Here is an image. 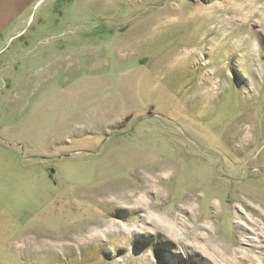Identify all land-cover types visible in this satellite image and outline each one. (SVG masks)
Here are the masks:
<instances>
[{
	"label": "rangeland",
	"instance_id": "obj_1",
	"mask_svg": "<svg viewBox=\"0 0 264 264\" xmlns=\"http://www.w3.org/2000/svg\"><path fill=\"white\" fill-rule=\"evenodd\" d=\"M7 10L0 201L23 264H264V0Z\"/></svg>",
	"mask_w": 264,
	"mask_h": 264
},
{
	"label": "crops",
	"instance_id": "obj_2",
	"mask_svg": "<svg viewBox=\"0 0 264 264\" xmlns=\"http://www.w3.org/2000/svg\"><path fill=\"white\" fill-rule=\"evenodd\" d=\"M8 14L7 0H0V56L8 48L10 43L8 36L4 35V32L9 28L8 19L10 17H8ZM13 36L16 37L17 35ZM12 41L13 43L15 42V40ZM8 210H11L8 201H0V264H19V261L23 264L24 260L19 255L24 253L25 241L18 242L17 240L19 211L16 210L15 213L11 214L13 216L9 217ZM10 220L13 221L14 229L9 227ZM10 239L13 241H10Z\"/></svg>",
	"mask_w": 264,
	"mask_h": 264
}]
</instances>
